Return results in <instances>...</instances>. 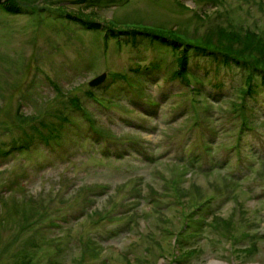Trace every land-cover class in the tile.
<instances>
[{
    "label": "rangeland",
    "instance_id": "1",
    "mask_svg": "<svg viewBox=\"0 0 264 264\" xmlns=\"http://www.w3.org/2000/svg\"><path fill=\"white\" fill-rule=\"evenodd\" d=\"M121 2L32 0L19 13L0 8V145L9 149L30 123L47 132L43 119H56L60 141L34 138L0 155V264H264V120L253 122L256 135H243L240 160L228 149L240 125L231 100L264 117V97L237 96L241 69L189 47L188 69L215 99L204 108L202 95L174 75L178 48L166 43L156 49L173 71L150 66L151 83L120 87L121 79H110L113 85L108 78L93 88L89 79L109 69L139 82L123 68L151 55L152 44L147 35H107L105 20L84 22L90 13L119 22L117 29L133 20L184 28L187 39L217 24L264 37V0ZM232 43L226 50L243 47L240 38ZM221 78L223 92L214 84ZM167 82L185 91L175 103L163 99L171 107L159 110L145 88L158 95ZM89 89L108 104L90 98ZM72 92L80 100L73 111Z\"/></svg>",
    "mask_w": 264,
    "mask_h": 264
},
{
    "label": "trees",
    "instance_id": "2",
    "mask_svg": "<svg viewBox=\"0 0 264 264\" xmlns=\"http://www.w3.org/2000/svg\"><path fill=\"white\" fill-rule=\"evenodd\" d=\"M21 1H28V0H0V8L9 11V12H20L25 10V8L22 5ZM120 4H123L127 0H121ZM180 6L183 8H187V5L183 3L182 1H178ZM16 10V11H15ZM80 15V14H79ZM87 19H85V23L89 24H96L98 26V23L94 17L89 16V14H85ZM89 17L94 18V21L89 19ZM108 30L106 34L114 35L115 37L119 34H123V31L128 35L126 37H137L138 35H147L149 39H147L152 44V49H149L148 51L151 52V55L145 54L139 56L141 59V62L135 63V71L139 73L140 71L144 70L146 67L150 66H158V65H165V55L160 51L156 49V44H168L170 46H173L175 50L176 48V67L174 74L181 78L183 81L186 82V84L190 81L189 75L193 74L188 69V53L187 48L191 47L192 49L203 52L206 54H213L215 59H219L222 64L224 65H236L238 66L243 75V80L240 85L236 86V91L238 93L237 96L244 97L246 94L253 95V92H257V95L259 97H264V37L263 34L260 32H256L254 30L246 29V32L241 33L240 30H236V27H233L231 29H227L226 27L220 26V25H214L213 28L207 29L205 31L203 38H195L194 36L191 39L185 38V33H188L186 29L184 28H178V30H174L173 27H151L148 25L140 24L141 21L136 20L133 22V24H126L123 23L121 25L122 27H125V29H117L115 26L119 23L113 20H106ZM95 26V27H97ZM184 29V30H181ZM132 32V34H130ZM140 32V33H139ZM169 36L171 38L170 42H166L164 40H159L161 37H167ZM159 37V38H157ZM236 38H240L242 41L243 47L240 50L237 49H230L226 50V46L224 44H228V46H231L233 44V40ZM217 40L218 45L212 46V43ZM141 41V40H140ZM181 42V43H180ZM250 47L249 51L246 53L247 49ZM145 50V49H144ZM147 51V52H148ZM141 54V53H139ZM158 59H163V64L159 62ZM129 72V70H126ZM145 77L148 76V73L143 74ZM121 78H124L125 80L129 81L131 77L127 74L121 73ZM162 81L164 79H161ZM188 85V84H187ZM185 89L181 87L180 91H176L175 95L177 98L179 95L184 93ZM86 93H88L89 96L96 95L91 89L86 90ZM194 93H199L202 95V105L204 108H211L213 104V98L209 97L205 92L200 90L199 87H196L194 89ZM68 98V97H67ZM66 98V99H67ZM65 99V100H66ZM163 99L166 100L167 98H162V101L158 99H154L153 102L157 104L156 107H161L165 103H163ZM192 100L193 98L189 95V100ZM63 100V102L65 101ZM177 99L173 100V103L177 102ZM69 102H71V105L74 106V108L80 105L79 97L76 94H71L69 98ZM230 109L232 110V114L236 115L240 118V128L241 132L243 130V127H249L250 124L253 125V122H255V114L252 111H248L246 114L244 112V101L239 99H232L230 102ZM177 107V105H176ZM174 107V109L176 108ZM73 108V109H74ZM72 109V110H73ZM61 112L60 110L58 111ZM207 112V111H206ZM53 114V113H52ZM208 119L212 118L211 115H207ZM63 118V117H62ZM194 119L197 118V114L194 113L193 116ZM66 120V119H62ZM56 120L51 121L49 119H43L40 120V124L47 126L48 131H42L39 126L29 124V129H21L19 131L18 138H15L13 141L17 143H12L11 147L9 149L3 148L4 145H0V155H6L7 152H13L14 150H20L24 148H28V146L31 143V140L33 138H38L39 140H43L47 144H51L53 146H58L56 143H54V139L56 137H59L58 133L59 130L55 125ZM212 129L218 130V127L214 126ZM57 131V132H56ZM237 131V128H236ZM43 133H51L52 136L48 137L45 136ZM236 135V133H235ZM22 228H24L25 225H21Z\"/></svg>",
    "mask_w": 264,
    "mask_h": 264
},
{
    "label": "water",
    "instance_id": "3",
    "mask_svg": "<svg viewBox=\"0 0 264 264\" xmlns=\"http://www.w3.org/2000/svg\"><path fill=\"white\" fill-rule=\"evenodd\" d=\"M98 76L93 78L92 80H90V83L94 84V83H97V81L99 82L100 80H102L104 78L105 73H102V74H100Z\"/></svg>",
    "mask_w": 264,
    "mask_h": 264
},
{
    "label": "bare ground",
    "instance_id": "4",
    "mask_svg": "<svg viewBox=\"0 0 264 264\" xmlns=\"http://www.w3.org/2000/svg\"><path fill=\"white\" fill-rule=\"evenodd\" d=\"M211 264H224V263H222V262H211Z\"/></svg>",
    "mask_w": 264,
    "mask_h": 264
}]
</instances>
